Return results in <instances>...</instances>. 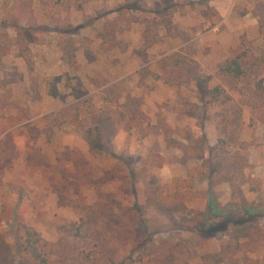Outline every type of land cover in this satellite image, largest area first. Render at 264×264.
Segmentation results:
<instances>
[{"label": "rangeland", "instance_id": "374dc122", "mask_svg": "<svg viewBox=\"0 0 264 264\" xmlns=\"http://www.w3.org/2000/svg\"><path fill=\"white\" fill-rule=\"evenodd\" d=\"M68 43L73 62L63 50ZM239 51L259 58L253 73L236 83L216 76ZM206 75L209 86L226 89L222 103L199 101ZM260 78L264 84V0H0V234L13 245L16 224L25 223L55 245L60 225L88 215L72 201L111 206L115 220L144 203L149 176L173 190L197 163L183 158L178 129L204 136L212 148L226 128L228 150L248 160L243 192L264 204V108L254 115L251 97ZM82 101L80 125L50 127L56 111ZM91 117L114 124L101 152L83 134ZM119 158L135 159L148 175L132 183ZM195 189L181 215L205 209L206 179ZM215 190L220 204L230 201L227 183ZM226 227L174 233V264H228L206 260L227 242L232 225ZM110 246L116 262L128 256L121 242ZM238 257L264 264V243Z\"/></svg>", "mask_w": 264, "mask_h": 264}, {"label": "trees", "instance_id": "16d2710c", "mask_svg": "<svg viewBox=\"0 0 264 264\" xmlns=\"http://www.w3.org/2000/svg\"><path fill=\"white\" fill-rule=\"evenodd\" d=\"M66 27L70 28V24L67 23ZM63 50L67 60L73 62V43L66 44ZM257 60V56L239 51L223 60L215 75L239 82L253 73ZM211 79L210 75H206L198 82V99L204 107L220 104L228 97L221 84L209 86ZM263 95L264 84L260 78L253 82L252 88L251 97L256 102L252 105L254 115L261 113L264 108ZM83 103L78 102L56 111L50 119V127L80 125ZM108 120L91 117L92 125L83 131L89 147L96 152L103 151L106 135L114 128L113 122ZM228 121L230 119H225V122ZM178 130L183 141H178L177 145L183 158L197 163L194 168L187 170L184 177L174 181L173 190L160 185L155 176H149L144 185V203L136 202L129 209L120 211L115 220L111 206L100 204L98 209L93 210L92 206H80L78 202L72 201V207L80 208L81 212L88 215L77 222L60 225L61 235L55 245L46 241L32 226L17 223L13 245L0 234V264H14L17 254L22 255L18 264H51L52 257L63 264H174L175 256L170 242L174 233L178 236L180 232L196 229L203 234H213L216 230L223 231L227 225H232L227 242L218 252L207 255L206 260L210 257L211 260L215 259V263H258L257 260H241L238 257L242 251H253L264 243V204L248 200L243 192V186L248 182L244 173L248 165L247 157L228 150L231 140L227 138L229 131L226 128L224 137L218 138L212 148L207 147L204 136L195 137L188 130ZM206 151L208 157L205 159ZM119 159L132 183L139 176L148 175L142 165L140 169L135 168V159L129 158L126 163ZM200 179L207 181L205 209L191 217L181 215L184 203L196 197L195 182ZM222 183H227L230 189V201L225 205L220 204V194L215 190V186ZM214 218H220L221 221L216 225L210 221ZM163 234H168V238L160 237ZM156 237H159L157 246L153 244ZM113 240L129 247L128 256L121 262L114 260V251L110 246Z\"/></svg>", "mask_w": 264, "mask_h": 264}]
</instances>
